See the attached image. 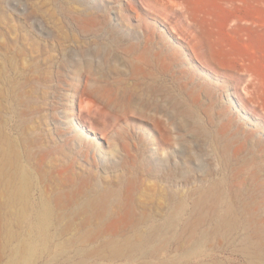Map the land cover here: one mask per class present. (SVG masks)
Here are the masks:
<instances>
[{
	"label": "rangeland",
	"instance_id": "obj_1",
	"mask_svg": "<svg viewBox=\"0 0 264 264\" xmlns=\"http://www.w3.org/2000/svg\"><path fill=\"white\" fill-rule=\"evenodd\" d=\"M0 134L33 172L13 205L20 181L0 177V264H264V0H0ZM41 194L55 239L27 258ZM175 195L184 224L152 254L109 260L85 236L122 223L105 208L138 225Z\"/></svg>",
	"mask_w": 264,
	"mask_h": 264
},
{
	"label": "bare ground",
	"instance_id": "obj_2",
	"mask_svg": "<svg viewBox=\"0 0 264 264\" xmlns=\"http://www.w3.org/2000/svg\"><path fill=\"white\" fill-rule=\"evenodd\" d=\"M239 102L241 103L240 100ZM1 134H0V177L10 176L20 181L19 189H17V187L14 188L15 190L12 189L13 190L11 192L12 199L11 201H8L11 202V204L13 205L14 200L18 199V195L21 196L25 195L26 191L30 187L31 185L30 180H32L33 172H32V168L28 165V163L17 162V157H16L17 153H15L11 149V147L8 146V144L5 142L4 137ZM26 157L27 158L30 157L29 152L27 153ZM254 176H255L254 173H252L251 177ZM235 179L237 180L236 184L238 185V181H239L238 177H235ZM176 197L177 195L172 196V200L173 201L175 200V203L173 204L171 211L166 215H164L160 220L146 219L140 221V223L138 221L139 224H144L142 228H140L139 224L137 225V223H133V221L131 220L128 221L129 217L131 216V208L128 207L127 205H122V206L119 205L115 210H110L108 208H105L104 211L97 216L98 219L102 217H110L112 216L111 214H117V215L119 214V217H121L122 219V223L113 228H110L108 226H102L101 224L95 225L94 228L89 230V232L85 236H87L90 243L91 242L95 243L97 241L100 242L98 245H102L108 253L107 255H103V256L109 260L130 258L132 255H124L126 251H128L129 253L137 252L143 254L141 256L152 254L156 252V250L153 246H149V244L156 243L159 240V237L162 234L161 232L164 229L178 225L180 223L184 224L183 217L186 214L185 213L186 205L182 200L180 201L177 200ZM213 206L214 207L211 210L213 215L210 216L209 218L210 221L208 224H210L211 227L213 226L214 231H216L222 225H226L229 223L228 216L231 213V209H229L227 206L223 208L222 205L219 206L218 204H215ZM202 207H203L202 195L201 193H199L196 199L193 200L192 210H191V212L195 213V215L197 216L193 226L195 227V230L191 234L193 240V247L190 250L191 252L196 254L194 255V257L196 258L202 256L201 254H203V250L201 246L204 240L206 239V237L211 235L210 231L199 230L202 224L204 223L202 220L204 219V215L200 214V212L202 211ZM53 220H54L53 209L49 205L46 196L41 194L39 196L38 201L34 202L32 213L27 217L28 226L31 230L33 241L35 242L36 246L35 244H33L32 246L29 247V249L24 248L25 251L22 253L23 255H26V257L29 258L34 255L35 256L42 255V253L46 249H48V252H50L49 251L50 248L48 247L52 245L55 239ZM88 221L89 220L85 219L83 225L86 226ZM235 222L236 221L233 220L232 224ZM144 245H147L149 247L144 249L145 247ZM95 250L98 253V250L100 249L95 248ZM82 253H87V252L84 250ZM185 262L187 264L192 262L194 264L198 263L197 261L191 259L190 257H187Z\"/></svg>",
	"mask_w": 264,
	"mask_h": 264
}]
</instances>
